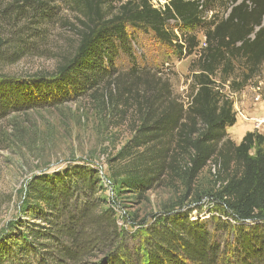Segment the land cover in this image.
Masks as SVG:
<instances>
[{
  "label": "trees",
  "instance_id": "obj_1",
  "mask_svg": "<svg viewBox=\"0 0 264 264\" xmlns=\"http://www.w3.org/2000/svg\"><path fill=\"white\" fill-rule=\"evenodd\" d=\"M159 1L0 0V120L120 82V53L133 57L132 36L151 31L178 58L195 56L188 102L169 80L145 78L135 99L139 125L113 175L140 198L163 182L180 184L185 200L209 167L212 229L193 218L197 207H174L130 235L114 207L97 197L98 171L68 165L29 180L20 215L0 234V264H28L31 257L38 264H264V134L248 131L236 143L228 133L237 123L233 94L264 66V0ZM55 27L78 42L54 74H5L43 50Z\"/></svg>",
  "mask_w": 264,
  "mask_h": 264
},
{
  "label": "rangeland",
  "instance_id": "obj_2",
  "mask_svg": "<svg viewBox=\"0 0 264 264\" xmlns=\"http://www.w3.org/2000/svg\"><path fill=\"white\" fill-rule=\"evenodd\" d=\"M163 3L165 0L159 1ZM195 32L203 41L201 30ZM77 42L76 35L55 27L48 41L41 45L43 50L6 67L4 72L17 78L52 75L63 55L71 54ZM131 48L133 57L120 53L116 61L115 79L121 77L120 82L112 80L96 92L69 102L28 108L0 120V234L20 215L26 185L34 175L53 173L75 164L98 171L97 197L114 207L119 227L130 235L141 224L149 223L154 214L174 207H197L193 218L203 219L212 229L207 220L210 207L207 194L213 185L209 167L196 180L193 195L185 200H181L185 189L180 184L174 188L163 182L140 198L131 190L121 189L113 175L125 164L116 159L139 125L135 99L141 82L160 75L170 81L175 96L184 104L190 93L189 65L194 55L178 58L172 48L159 43L148 30L132 36ZM135 67L137 72H133ZM233 96L237 122L243 123L248 131L264 134V123L256 126L257 121L264 120V66ZM132 239L129 237L130 246L135 244ZM28 264H38L37 258L31 257Z\"/></svg>",
  "mask_w": 264,
  "mask_h": 264
},
{
  "label": "crops",
  "instance_id": "obj_3",
  "mask_svg": "<svg viewBox=\"0 0 264 264\" xmlns=\"http://www.w3.org/2000/svg\"><path fill=\"white\" fill-rule=\"evenodd\" d=\"M236 105H237V104H236ZM243 126H244L243 123H239V122H237L234 126L228 128V132H229V134H230L232 140L235 141L236 143H240V142L242 141L243 137L245 136V134H246V133L248 132V130H249V129H246L245 126H244L245 129H244ZM242 128H243V131L240 133V130H241ZM230 130H231L232 132H230Z\"/></svg>",
  "mask_w": 264,
  "mask_h": 264
},
{
  "label": "built area",
  "instance_id": "obj_4",
  "mask_svg": "<svg viewBox=\"0 0 264 264\" xmlns=\"http://www.w3.org/2000/svg\"><path fill=\"white\" fill-rule=\"evenodd\" d=\"M257 100H259V97L257 98ZM238 114H239V115H242L241 113H238ZM243 117H245V116H243ZM261 123H264V120H262V121H257L256 126L259 127V126L261 125Z\"/></svg>",
  "mask_w": 264,
  "mask_h": 264
},
{
  "label": "bare ground",
  "instance_id": "obj_5",
  "mask_svg": "<svg viewBox=\"0 0 264 264\" xmlns=\"http://www.w3.org/2000/svg\"><path fill=\"white\" fill-rule=\"evenodd\" d=\"M231 131V130H230ZM243 131V128L240 130V133Z\"/></svg>",
  "mask_w": 264,
  "mask_h": 264
}]
</instances>
